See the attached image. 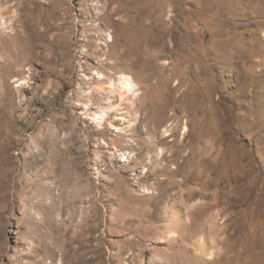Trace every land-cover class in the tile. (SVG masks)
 <instances>
[{
  "label": "rangeland",
  "instance_id": "rangeland-1",
  "mask_svg": "<svg viewBox=\"0 0 264 264\" xmlns=\"http://www.w3.org/2000/svg\"><path fill=\"white\" fill-rule=\"evenodd\" d=\"M133 6L0 0V264H264V0Z\"/></svg>",
  "mask_w": 264,
  "mask_h": 264
},
{
  "label": "bare ground",
  "instance_id": "bare-ground-1",
  "mask_svg": "<svg viewBox=\"0 0 264 264\" xmlns=\"http://www.w3.org/2000/svg\"><path fill=\"white\" fill-rule=\"evenodd\" d=\"M124 1V3H126V5H132V7H134L133 6V2H134V0H123ZM264 7V6H263ZM125 9H126V7L124 6V8L123 9H121V8H117L116 9V11L120 14V17L118 18L119 19V21L120 22H122V23H124L125 25H133L134 23L136 24V23H138L139 21H140V19H139V16H143V14L141 13L142 12V10H138V11H136V12H133L132 14H123L122 15V12H123V10L125 11ZM115 11V12H116ZM172 13V12H171ZM141 14V15H140ZM171 15V14H170ZM140 17V18H141ZM129 26V27H130ZM111 35V38H110V40H112V41H114V36H113V34H110ZM131 47H129L128 45L126 46V47H124L123 48V55H125V54H127L130 50ZM132 53V52H131ZM243 53V52H242ZM129 54V53H128ZM242 56H243V54H242ZM235 57V56H234ZM165 63L166 64H168L169 63V61L168 60H166L165 61ZM103 75V74H102ZM105 76V75H104ZM111 81H109L110 83H109V89H110V91L112 92V93H115L118 97H119V100H120V103H122L123 101H127V102H129L130 104H134L135 103V100L136 99H138L139 98V96H140V94H141V92L139 91V88H138V84L135 82V80H134V78L131 76V75H129V74H126V73H123V74H121L120 75V77H119V79H118V81L116 82V80H112V79H110ZM108 84V83H107ZM104 86V85H103ZM104 88H106L105 86H104ZM93 90H98L100 93H101V87H100V85L99 86H94L93 87V89H92V91ZM223 92V91H222ZM183 93V92H182ZM203 96H204V99H201L200 101H199V103L198 102H196V101H194V99H192V98H190V106H196L197 108L198 107H200V108H205V105H206V103H209L210 105H212V106H214V105H216V104H219V102L221 101L220 99H217V98H215V96H214V88H210V89H207L206 91H204L203 90ZM87 107V109L89 110L90 108H89V105H87L86 106ZM116 108V109H118V106H113V108ZM187 107V106H186ZM229 107V106H228ZM215 110V109H214ZM214 110H213V112H214ZM188 112V111H187ZM107 110L106 109H104V110H102L101 109V111H99L98 110V112H96V113H94V114H92L93 115V120H95V122L96 123H99V124H102L103 123V121L106 119V117H107ZM224 115V114H223ZM222 115V116H223ZM157 118V117H156ZM155 118V119H156ZM163 120L162 119H157L156 121H155V125H154V127H153V131H151L150 133H151V135H148V140H150V143H151V148H154V146H156V145H159V144H161V142H162V139L161 138H158L159 136H158V133H159V130H160V128L161 127H163V125L165 124V123H163L162 122ZM223 121V120H222ZM225 123V122H224ZM166 125H173V123H167ZM165 126V125H164ZM170 127V126H169ZM190 127H189V125L186 123L185 125H184V130H183V134H185V136L187 135V132L188 131H190V129H189ZM171 129H169V128H164V132H165V135L166 136H171L173 133L170 131ZM223 136V135H222ZM213 138H215V136H212ZM158 139L157 141L156 140H154V139ZM207 138V137H206ZM213 138H211V137H209V141H214V139ZM224 138V137H223ZM206 141H207V139H206ZM229 141V140H228ZM163 148L161 147V150H162ZM212 149L214 150V145H213V147H212ZM161 152L162 151H157V153H156V160H160V158H162L161 157ZM216 152V151H215ZM214 153H212L211 155H213ZM134 155V154H133ZM210 155V156H211ZM205 158H207V157H202V161L203 160H205ZM127 159H129V156H127L126 157V160ZM132 160V159H131ZM150 162H152V159H150ZM145 167H146V165H145ZM187 167V165L185 166V159H184V161L181 163V164H179L178 166H175L174 165V171H172L171 170V173L172 174H178V173H180L183 169H185ZM145 168H143L142 169V172L144 173L145 172V170H144ZM136 175H138L137 173H135ZM185 176V175H184ZM191 176V175H190ZM189 177V176H188ZM198 178V177H197ZM171 184H173L174 183V181H169ZM182 190V189H181ZM172 196H173V194H172Z\"/></svg>",
  "mask_w": 264,
  "mask_h": 264
}]
</instances>
